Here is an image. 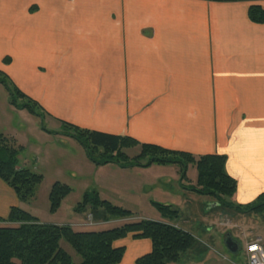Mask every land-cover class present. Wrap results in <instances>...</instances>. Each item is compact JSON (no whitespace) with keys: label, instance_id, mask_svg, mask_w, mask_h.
Masks as SVG:
<instances>
[{"label":"crops","instance_id":"1","mask_svg":"<svg viewBox=\"0 0 264 264\" xmlns=\"http://www.w3.org/2000/svg\"><path fill=\"white\" fill-rule=\"evenodd\" d=\"M252 4L264 9V0H0V71L61 130L67 122L133 138L134 148L224 155L236 190L219 225L230 226L228 215L251 214L237 206L264 194V23L249 18ZM107 165L134 169L130 176L157 167L152 186L158 181L165 195L194 193L182 187L175 164ZM149 187L146 178L139 192ZM136 189L128 186L125 193L134 196ZM22 204L0 179V218ZM151 219L191 232L178 219ZM260 220L264 224L262 214ZM227 234L239 248L241 235ZM243 237L244 245L260 238L264 249V232ZM115 245L125 247L118 264H133L151 248L148 239L132 235ZM207 247L225 256L218 244ZM193 254L206 258L197 249ZM215 257L207 256V264Z\"/></svg>","mask_w":264,"mask_h":264},{"label":"trees","instance_id":"2","mask_svg":"<svg viewBox=\"0 0 264 264\" xmlns=\"http://www.w3.org/2000/svg\"><path fill=\"white\" fill-rule=\"evenodd\" d=\"M248 16L253 22L264 23V9L258 4L249 6ZM4 61L7 62L8 58ZM0 83L8 90L12 104H16L15 97L20 98V107L27 108L37 116H44L37 102L21 92L1 71ZM62 130V134L80 142L90 161L96 165L114 163L121 167H147L151 164H175L179 167L181 184L188 179V165L195 166V184L182 187L200 195L213 197L219 205L232 206L229 199L235 193L236 182L226 172L224 155L195 156L158 145L140 144V153L130 158L124 150L138 146V142L133 138L83 129L67 122H62ZM20 149L21 147H15L0 132V179L13 189L21 202H28L34 197L42 175L19 167ZM70 191V187L60 181L51 185L48 193L50 213L59 209ZM151 203L162 218H179L177 208L154 200H151ZM237 207L244 212L262 214L264 217V194L243 207ZM87 210L94 220L123 221L112 228L77 231L70 224L43 223L24 209L11 207L8 216L0 218V223L12 225L0 226V264H118L123 258L125 247L116 246L115 242L128 235L137 239H148L151 243L149 252L137 257L133 264L177 263L183 261L190 251H203V248L197 246V240L191 232L166 221L135 218L131 210L100 199L96 191L85 192L75 207L78 213ZM62 239L81 257L80 262L74 263L71 256L61 247Z\"/></svg>","mask_w":264,"mask_h":264},{"label":"rangeland","instance_id":"3","mask_svg":"<svg viewBox=\"0 0 264 264\" xmlns=\"http://www.w3.org/2000/svg\"><path fill=\"white\" fill-rule=\"evenodd\" d=\"M10 100L11 96L8 90L0 83V132L15 147H21L18 154L19 167L28 168L34 173L42 175V181L37 187L34 197L22 204L25 211L36 216L43 223L61 221L62 224H68L83 219L87 224L75 226L73 227L74 230H97L112 228L119 224L116 222L106 224L103 221L101 223V220L96 219L94 222L99 221V223L91 224L93 218H90L91 214L88 210L81 213L76 212L75 207L82 200L85 192L96 191L100 199L131 210L134 216H143L148 219L156 215L161 216L151 200L157 202L166 200L163 203L172 204L179 210L178 221L194 233L197 246L200 249L203 248L201 252L205 253L206 256L205 259H200L195 254L189 257L187 255L183 261L177 264H207V256L209 255L216 256L217 262L215 264H246L244 258L246 237H243V234H256L257 232L262 234L264 232V224L260 220V214L251 213L240 219L228 215L231 219L230 226L219 225V217L225 206L216 205L210 208V205L216 202L213 197L200 195L194 191L190 194H181L179 197L172 193L165 195L162 187L156 184L158 181L154 182V186L150 181L155 175L160 174L157 167L142 169L144 171L140 176H130L132 172L129 170L135 171L134 169L128 171L118 169L120 170L118 171L117 169L113 170L110 165H96L90 161L80 142L62 134L64 133L63 130L55 126L53 121L44 116H37L27 108L20 107L22 104L20 98L15 97L16 104H12ZM124 152L132 158L140 153V148L133 147L130 150L125 149ZM194 168L195 166L188 165L186 170L188 179L187 181L184 180L183 186L195 184L196 170ZM146 178H148L150 187L144 194L139 192V187ZM56 181L67 184L71 191L63 199L59 209L55 213H50L48 210V193L51 185ZM128 186H138V189L134 191L137 194L134 196L127 195L125 191ZM184 198L189 201L180 203L181 199ZM9 225L11 224L0 223V226ZM202 227L210 230L202 231ZM229 231L236 236H242L238 238L239 248L236 253H231L223 247L226 234ZM215 243L222 248L225 256L216 255L211 247H207V244ZM60 245L71 256L74 263L81 261V257L65 240L62 239ZM197 254L198 256L201 255L200 253Z\"/></svg>","mask_w":264,"mask_h":264},{"label":"built area","instance_id":"4","mask_svg":"<svg viewBox=\"0 0 264 264\" xmlns=\"http://www.w3.org/2000/svg\"><path fill=\"white\" fill-rule=\"evenodd\" d=\"M246 264H264V249L261 239L256 238L245 245Z\"/></svg>","mask_w":264,"mask_h":264},{"label":"water","instance_id":"5","mask_svg":"<svg viewBox=\"0 0 264 264\" xmlns=\"http://www.w3.org/2000/svg\"><path fill=\"white\" fill-rule=\"evenodd\" d=\"M215 204H218L217 202L216 203H213L210 205V207H213L215 206ZM224 244H225V247L227 248V250L231 253H236L238 251V245L236 242H234L230 235L227 234L225 240H224Z\"/></svg>","mask_w":264,"mask_h":264}]
</instances>
